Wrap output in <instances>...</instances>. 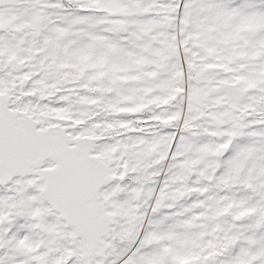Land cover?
Here are the masks:
<instances>
[{
    "label": "snow or ice",
    "instance_id": "6c2138e0",
    "mask_svg": "<svg viewBox=\"0 0 264 264\" xmlns=\"http://www.w3.org/2000/svg\"><path fill=\"white\" fill-rule=\"evenodd\" d=\"M15 2L0 264H264V0Z\"/></svg>",
    "mask_w": 264,
    "mask_h": 264
},
{
    "label": "flooded vegetation",
    "instance_id": "af4514ba",
    "mask_svg": "<svg viewBox=\"0 0 264 264\" xmlns=\"http://www.w3.org/2000/svg\"><path fill=\"white\" fill-rule=\"evenodd\" d=\"M20 5H18L15 0H4V3L0 4V13L8 15L13 12H19ZM256 21L250 20L245 25H243L242 33L244 34H251L250 30L256 28L255 26Z\"/></svg>",
    "mask_w": 264,
    "mask_h": 264
},
{
    "label": "rangeland",
    "instance_id": "374dc122",
    "mask_svg": "<svg viewBox=\"0 0 264 264\" xmlns=\"http://www.w3.org/2000/svg\"><path fill=\"white\" fill-rule=\"evenodd\" d=\"M248 21H250V20H245V21H241L240 23H238V24L235 26L234 31H235L236 33H242V29L244 28L243 25H245ZM254 21H256L255 26L257 27L258 24L260 23V21H258V20H254ZM255 29H256V28L251 29V30H250V33H253V32L255 31Z\"/></svg>",
    "mask_w": 264,
    "mask_h": 264
}]
</instances>
